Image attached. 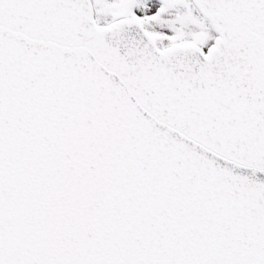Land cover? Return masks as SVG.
<instances>
[{"label": "snow or ice", "instance_id": "snow-or-ice-1", "mask_svg": "<svg viewBox=\"0 0 264 264\" xmlns=\"http://www.w3.org/2000/svg\"><path fill=\"white\" fill-rule=\"evenodd\" d=\"M0 264H264V0H0Z\"/></svg>", "mask_w": 264, "mask_h": 264}]
</instances>
